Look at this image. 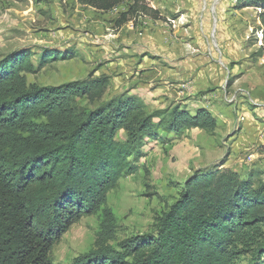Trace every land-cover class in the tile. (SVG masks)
Masks as SVG:
<instances>
[{"label":"rangeland","instance_id":"rangeland-1","mask_svg":"<svg viewBox=\"0 0 264 264\" xmlns=\"http://www.w3.org/2000/svg\"><path fill=\"white\" fill-rule=\"evenodd\" d=\"M255 1L137 0L136 10L119 22L133 0L107 11L76 0H0V60L22 50L35 67L45 51L59 57L23 72L30 85L104 77L101 98H80L79 105L94 108L124 94L147 112L206 109L216 121L211 131L158 130V138H144L133 172L53 246L56 263L153 234L199 174L226 168L253 186L264 184V4ZM115 138L125 139V132ZM256 233L263 240L264 224ZM250 257L238 254L233 264H249Z\"/></svg>","mask_w":264,"mask_h":264},{"label":"trees","instance_id":"trees-1","mask_svg":"<svg viewBox=\"0 0 264 264\" xmlns=\"http://www.w3.org/2000/svg\"><path fill=\"white\" fill-rule=\"evenodd\" d=\"M76 1L107 11L127 0ZM136 5L133 0L119 22ZM261 16L264 21V11ZM29 56L22 50L0 60V264H58L50 256L53 246L133 172L144 138H158V130L216 126L206 109L195 115L178 106L147 112L138 98L124 94L94 108L79 105L80 98H101L107 79L30 85L23 72L59 57L45 51L35 67ZM119 130L125 139L115 138ZM262 224L264 184L253 186L221 168L190 181L153 234L98 247L72 264H233L247 252L249 264H264V237L256 233Z\"/></svg>","mask_w":264,"mask_h":264}]
</instances>
